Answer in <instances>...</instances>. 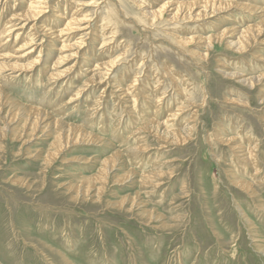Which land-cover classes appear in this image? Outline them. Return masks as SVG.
Here are the masks:
<instances>
[{"label":"rangeland","instance_id":"obj_1","mask_svg":"<svg viewBox=\"0 0 264 264\" xmlns=\"http://www.w3.org/2000/svg\"><path fill=\"white\" fill-rule=\"evenodd\" d=\"M189 1L0 0V264H264V0ZM56 121L96 139L45 164Z\"/></svg>","mask_w":264,"mask_h":264},{"label":"bare ground","instance_id":"obj_2","mask_svg":"<svg viewBox=\"0 0 264 264\" xmlns=\"http://www.w3.org/2000/svg\"><path fill=\"white\" fill-rule=\"evenodd\" d=\"M42 1H45V0H42ZM54 1V0H53ZM33 2V1H32ZM32 2H30V3H32ZM30 3L28 4L29 5V8H30ZM35 3L36 2H34V4L33 5H35ZM40 4H43V3H40ZM178 11H176L175 13H174V18H178L179 16H180V14H181V12H183L184 10L186 11V8H192V7H194V6H199V7H206L207 5H211V7H212V11H209V12H207V10H201V11H199L198 13H199V15H210V16H212L215 12H218V10H220V9H222V8H224V7H230L231 5H233V3H230V2H221V1H218V0H195V1H189V2H181V3H178ZM38 6V5H37ZM48 6V5H47ZM244 6H246V5H244ZM244 6H242V7H244ZM33 7V6H32ZM43 7V6H42ZM41 7V8H42ZM66 7V6H65ZM263 7V6H262ZM40 8V7H39ZM74 8V7H73ZM207 8V7H206ZM246 8H249V7H246ZM45 9H47V8H45ZM144 9V8H143ZM197 9V8H196ZM195 9V10H196ZM29 10V9H28ZM64 10V9H63ZM79 10V9H78ZM251 10H253L252 9V6H251V9H250V11ZM26 11V10H25ZM30 11H33L34 12V14L36 15V16H38V15H41V13H42V11H40V12H38V11H35L34 10V8H31V10ZM46 12V11H45ZM55 12V11H54ZM254 12H257V13H260V18H261V21L259 22V23H257V24H250V26H248L247 28L245 27V28H243L242 30H240L239 32H238V36H239V41H238V43L240 44V48L241 49H245L246 48V46H248L251 42H259L260 44L262 43V44H264V9H258V7L257 8H254ZM20 13V12H19ZM161 13H162V11L161 10H150V11H146L145 12V14L146 15H148V16H151V17H153L154 19L158 16V15H161ZM253 13V12H252ZM28 14V13H27ZM30 14V13H29ZM73 15V14H72ZM71 15V16H72ZM21 16V15H20ZM36 16H35V18H36ZM75 16H77V15H75ZM30 17V16H29ZM34 16L32 15V18H33ZM63 17V16H62ZM184 17H188L187 16V13L184 15ZM66 19H67V17H66ZM85 19L86 18H83V19H77V20H73V19H71L70 21H68V19H67V21L68 22H66V25L64 26V28L62 29V30H68L69 29V33H70V31H71V33H72V31H83V30H85L86 28L85 27H82L83 26V24L84 23H86L87 21H85ZM26 20V19H25ZM65 20V19H64ZM11 22V21H10ZM10 22H6V24L7 23H10ZM65 22V21H64ZM35 23V22H34ZM5 24V23H4ZM3 24V25H4ZM5 24V25H6ZM43 24V23H42ZM9 25V24H8ZM4 27V26H3ZM2 27V28H3ZM6 27V26H5ZM15 27V26H14ZM40 28V27H39ZM1 29V28H0ZM8 29H11V26L8 28ZM45 29V28H44ZM46 30V29H45ZM2 31V30H1ZM9 31V30H8ZM4 32L6 33V31H5V28H4ZM32 32H34V31H32ZM67 32V31H66ZM21 33V32H20ZM20 33H18V34H20ZM31 33V32H30ZM62 33V32H61ZM74 33V32H73ZM93 33V32H92ZM8 34H10L9 36H11V33H8ZM7 34V35H8ZM58 34V33H57ZM1 35V34H0ZM3 35H5L4 33L2 34V36ZM7 35H6V37H7ZM14 35V34H13ZM35 34H33V36H34ZM56 35V34H55ZM64 35V34H63ZM1 36V37H2ZM8 36V37H9ZM19 36V35H18ZM59 36V35H58ZM6 37L4 38V39H6ZM31 37H32V33H31ZM17 38V37H16ZM27 38H28V36H27ZM34 38V37H33ZM1 40L3 39V38H0ZM18 39V38H17ZM32 39V38H31ZM0 40V41H1ZM29 40V39H28ZM35 40V39H34ZM177 40L180 42V44H186V43H188L189 41H187L188 39H186V38H181L180 36L178 37L177 36ZM25 42V41H24ZM2 43H4V42H2ZM7 43V42H6ZM15 43V42H14ZM26 43H29V41H27ZM25 43V44H26ZM234 43V42H233ZM232 43V44H233ZM1 44V43H0ZM33 44V43H32ZM2 45V44H1ZM21 45V44H20ZM27 45H30L31 46V44H27ZM38 45V44H37ZM93 46V45H92ZM251 46V45H250ZM5 47V46H4ZM64 47V46H63ZM3 48V47H2ZM20 48V47H19ZM29 48V47H28ZM87 48V47H86ZM0 49H1V47H0ZM8 49V48H7ZM17 49V48H16ZM50 49V48H49ZM23 50V49H22ZM21 50V51H22ZM26 50H27V48H26ZM7 51V50H6ZM16 51V50H15ZM25 51V50H24ZM42 51V50H41ZM31 52H33V51H31ZM42 53V52H41ZM28 54V53H27ZM26 54V55H27ZM9 55V54H8ZM16 55V54H15ZM25 55V56H26ZM1 56V55H0ZM23 57V56H22ZM22 57H20V58H22ZM2 58H4V57H2ZM38 58V57H37ZM14 59V58H13ZM27 59V58H26ZM63 58H61V59H58V60H62ZM0 67H3V66H1L0 65ZM102 67V66H101ZM30 68V67H29ZM29 68H21V69H18V71H20V70H23V71H26V70H29ZM106 68V67H105ZM2 69V68H1ZM109 69V68H108ZM2 72V71H1ZM85 72V71H84ZM126 75V74H125ZM232 77H237V74H232ZM254 78H250L249 80L250 81H254L253 80ZM260 80H262L263 81V79H264V74L263 75H261L260 76V78H259ZM240 80H242L243 82H244V80L243 79H241L240 78ZM246 82L248 81V80H245ZM30 82V81H29ZM70 86V85H69ZM65 87V86H64ZM122 89V88H121ZM132 89V88H131ZM130 89V90H131ZM81 93V92H80ZM139 93V92H138ZM81 95V94H80ZM84 95V94H83ZM136 95H137V93H136ZM140 96V95H139ZM159 96V95H158ZM154 99V98H153ZM157 99V98H156ZM153 101V100H152ZM155 102V101H154ZM155 103H157V102H155ZM60 105V104H59ZM62 105V104H61ZM101 105V104H100ZM151 105V104H150ZM161 106V105H160ZM177 106V105H176ZM150 107H152V106H150ZM159 107V106H158ZM179 107V106H178ZM182 108V107H181ZM182 109H184V108H182ZM155 110H158V108H156ZM27 111H29V114H33V115H35V118H34V121H33V124H34V126L35 127H33L32 128V130L33 131H35V130H37V128H38V125H40L39 123L40 122H42V119L43 118H45L46 116H48L47 114H44L45 112H42V110H40V109H37V108H30V109H28ZM179 111V110H178ZM181 111V110H180ZM160 112V111H159ZM172 113H174V112H172ZM176 113V112H175ZM180 114V113H179ZM178 114V115H179ZM195 114V113H194ZM143 115V114H142ZM170 115V114H169ZM152 117V116H151ZM12 118V117H11ZM95 118V117H94ZM147 119H148V117H147ZM150 119V118H149ZM154 119V118H153ZM17 122V121H16ZM29 122V121H28ZM138 122H141V121H138ZM147 122V121H146ZM118 124V123H117ZM120 124H121V122H120ZM44 125V124H43ZM55 131H54V133H53V141H52V143H51V145H50V147L52 146L53 148L51 149V150H49L48 151V153L45 155V157H44V162H45V164H48V163H52V162H55L61 155H63L64 154V152H66L67 150H68V147H70V144L71 143H73V141H74V137H73V135L75 134V135H78V137H85V138H89L88 140H94V139H96L95 137H93L92 135H89L87 132H85V131H83L80 127H76V126H69V127H67V130H65V125H63L62 124V122L61 121H56L55 122ZM153 126V125H157V126H160V124L159 123H155V122H149L148 121V124L146 125V128H150V126ZM104 126V125H103ZM26 127H27V124L25 123V125H24V130L26 129ZM114 127V126H113ZM141 127V126H140ZM115 128V127H114ZM119 128V127H118ZM122 128H123V126H122ZM140 129V128H139ZM193 129H194V127H193ZM24 130H19V131H21V132H23V133H25V131ZM119 130V129H118ZM117 130V131H118ZM189 130L191 131V129L189 128ZM14 133H17L18 134V131H17V129H15L14 128ZM40 131V130H39ZM134 131V130H133ZM175 133H178L177 135H182V130H177V131H174ZM51 133H52V130H51ZM116 133V132H115ZM33 135L34 134H32V136H30V137H28V138H26V137H23V138H21V137H19L18 136V138H21L22 140V142H23V144H28V143H30L31 142V139L33 138ZM112 135H115V134H112ZM182 138L184 137V136H181ZM97 139H99V138H97ZM98 141V140H97ZM96 141V142H97ZM178 141H183L182 139H179ZM80 142H82V141H80ZM166 142H171V141H166ZM172 143V142H171ZM239 147H236V149H238ZM138 149V148H137ZM251 150V149H250ZM253 150V149H252ZM251 150V155H252V153H253V151ZM250 153H249V155H250ZM248 154V153H247ZM257 154V153H256ZM256 154H254L255 156H256ZM245 155H246V153H245ZM244 155V156H245ZM250 155V156H251ZM258 155V154H257ZM117 156H119V154L117 153L116 155L114 154V156L112 157H108V158H106V159H104L103 160V162H102V167L100 168V170H99V172H98V174H95V175H93V176H90V177H87V178H85V177H81V184H80V186H79V184H78V188H80L81 186H83V184H84V186L83 187H85V190H86V192H88V190H90V188H91V186L94 184V182H96V181H103V180H106L107 179V176H108V174L110 173V171L112 170V168L115 166V163H116V159H117ZM240 157V156H239ZM241 157H242V155H241ZM248 157V156H247ZM257 158H258V156H256ZM256 157H254L255 159H256ZM245 158V157H244ZM254 159V160H255ZM245 160V159H244ZM248 160V159H247ZM252 160H253V158H252ZM251 160V161H252ZM249 161V160H248ZM255 162H257V161H255ZM251 163V162H250ZM153 172V171H152ZM150 173V174H149ZM148 174H145V175H142V177H141V179L142 180H144V181H149L150 179H151V176H152V174H151V172H149ZM156 173V172H155ZM235 181H237V180H235ZM234 181V182H235ZM239 181V180H238ZM84 182V183H83ZM236 183V182H235ZM238 183H241V185L243 186L244 185V187L245 188H248L249 187V184H247V183H244V182H238ZM102 190V188H99V190H98V192H100Z\"/></svg>","mask_w":264,"mask_h":264}]
</instances>
